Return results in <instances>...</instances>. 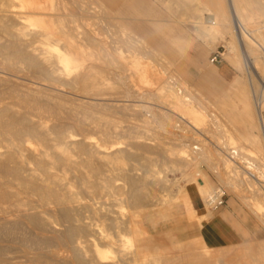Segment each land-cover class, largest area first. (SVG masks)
I'll list each match as a JSON object with an SVG mask.
<instances>
[{
    "label": "bare ground",
    "instance_id": "6f19581e",
    "mask_svg": "<svg viewBox=\"0 0 264 264\" xmlns=\"http://www.w3.org/2000/svg\"><path fill=\"white\" fill-rule=\"evenodd\" d=\"M110 1L114 5L125 2L124 7L127 9H134L135 2L137 6L140 2ZM141 1L142 4L151 3L149 0ZM159 1H167L168 5L175 6L176 9L174 6L169 7L178 18V21L172 20L175 25L178 26L180 22L190 24L198 34L191 39L176 35L177 46L182 51L187 50L190 44L192 47V43L200 36L213 40L219 28L229 30L237 39L249 73L259 118L258 128L264 142V74L260 75L259 72L262 89H258L254 81V68L258 71L257 63L260 59L264 65V30L251 26L253 19L264 15V2ZM107 2L110 5L111 2L107 0L106 4ZM104 3L105 0H0V264H157L162 256H154L152 260L141 259L145 254L139 249L138 240L147 231L142 228L141 217L146 224H153L158 211L145 214L144 211L170 203L174 197L164 193L169 187L161 174L152 169L159 161L154 164L153 158L146 154L157 147L161 152V162L172 160L180 166L194 168L198 167L199 161L213 160L214 154L204 147L203 149L201 146L204 145L196 137L192 139L201 146L185 143V139L189 138L186 127L195 133L198 131L196 134H204L193 121L201 120L203 112H210L203 103L204 100L202 101L203 96L191 91L185 79L172 72L171 60L159 57L158 48L164 47V43L153 45L152 36L150 38L144 34L150 29L147 20H152L151 24L161 29L164 23L161 24L160 20L154 18L157 15L151 17V12L147 13L150 11L149 7L145 5L147 11L145 8H142L144 11L139 10L138 7L134 11L132 21L137 23L139 30L129 27L128 19L116 27L113 26V15H110L111 7L109 10L107 6H103ZM93 4L102 9L103 17L98 15L100 11ZM68 5L71 15L68 13ZM75 15L87 21L81 30L70 20V16ZM91 19L92 22H89ZM93 19L106 21V24L99 25ZM184 33L185 30L181 29L180 34ZM105 36L111 42L110 47H106L102 41ZM175 38L172 39L173 42ZM122 45L128 53L135 52L121 55H126L124 58H135L128 59V63L137 70L140 85L143 84L147 89H157L155 92L151 89L142 92L140 90L143 89L138 87L137 92L138 89L134 91L131 85L126 84L125 98L135 96L136 92L139 97L150 94L158 98L162 108L159 110L162 112L152 118L157 121L161 130L181 141L178 143L181 148L190 149L193 153L190 157L182 153V149L170 152L165 147V138L153 145L149 137H144L136 140L141 146L132 141L127 147L126 144L123 145V141L117 140L122 135L118 130L106 133L108 146L101 141L104 138L94 136L99 132L104 135L100 131L103 123L101 124L98 116L104 108L100 97L102 86L99 89L100 79L94 75L99 70L97 60L101 59V54H105L110 65L116 59L112 52L119 53ZM138 55L151 58L154 65L150 60L143 62ZM121 79L125 80V76ZM121 79L119 82L122 83ZM156 83L160 85L156 86ZM115 100L113 101L116 103ZM150 104L144 103L140 105L141 109L135 108L139 112L141 110L154 114L155 110L153 109V113ZM137 109L132 111L137 112ZM212 125L219 128L217 121H213ZM131 128H135V125ZM225 141L219 143L218 149L230 156L233 146ZM237 149L238 158L225 157L223 166L230 167L236 179L248 177V180L262 181L260 177L263 178L264 174L259 171L261 166L257 163L258 160ZM152 151L151 153L154 152ZM239 158L245 166L238 164ZM251 169L256 170L257 174L250 172ZM221 171L216 172L218 177L222 175ZM198 175L199 177L191 179L197 186V197L202 201L204 196L213 194L209 203H220L223 193L220 194L201 171ZM259 204L264 208L263 202L259 201ZM254 213L258 217L261 215L258 211ZM206 215L211 217L212 211ZM203 225L201 219L199 226ZM127 246L130 247L129 250L126 249ZM242 258L238 261L236 259L237 262L233 264H253L255 261V258H252V262ZM201 261L202 258L198 257L196 262Z\"/></svg>",
    "mask_w": 264,
    "mask_h": 264
},
{
    "label": "rangeland",
    "instance_id": "374dc122",
    "mask_svg": "<svg viewBox=\"0 0 264 264\" xmlns=\"http://www.w3.org/2000/svg\"><path fill=\"white\" fill-rule=\"evenodd\" d=\"M106 1L107 0H105L103 6L104 7L107 6V8L111 7V10L109 8L110 15L114 16V17L112 16L114 22V24L113 23L112 24L113 26L116 27L121 26L122 22L128 19L127 21H130L128 26L134 30H139L137 23L132 20L136 10L139 9L144 11V9L142 8H145L146 6L149 7L148 10L150 11H148L147 13L151 12L149 13L151 17L157 15L154 18L160 20L161 24L164 23L162 26L163 28L162 29L158 28L156 25L151 24L152 20H147V23L150 24L149 27L150 29L144 32V34L149 37L152 36L153 40L152 39L151 40L153 45L164 43V47H159L162 51L158 48L159 57H162L166 61L171 60L170 69L172 70V72L177 77L179 76V78L185 79L186 85L187 87H189L191 91L197 93L198 95L200 94L201 96H203L202 97V101L204 100L203 103L208 107L210 112H212L211 115L210 112L208 113V111L205 113L203 112L201 118V120L203 121L201 120L196 121L193 119L194 123L204 134H201L200 132H199L200 134L199 133L196 134L198 131L195 133L192 130H190L191 128L186 127V129L189 130L187 131L188 132L187 135L189 136V138L185 139V143L187 144L194 143L195 145L201 146V144H197L198 142L194 141L192 137H196V139L200 140V142H202V144L204 145L201 147L202 148L204 147L205 150L207 151L210 150V152L214 154L212 161L210 162L209 161L205 162V160L199 161L198 167L196 168L190 166H180L175 162H172V160L171 162L170 160H168L169 162L168 161L161 162L159 160L161 158L160 156L161 152L155 146H154L155 148L153 147L154 149L152 148L154 152L150 150V153L146 154L147 156L153 158L152 162L154 164L155 161H159L155 164V166L152 167V169L157 174L159 175L161 174V178L163 177L162 179L166 181V184L168 185L169 189L167 188L166 185L167 189L165 190L166 192L164 191V193L165 194L167 193L168 196H173L174 199H171L170 203L144 211V214L150 211H158L156 220L153 224L147 222V225H145L146 222H144L143 218L141 217V223L143 224L141 225L142 228L146 230H148L149 228L148 239H147L148 249L161 248L162 252L145 254L141 259L146 258L148 260L149 259L152 260L154 256H158L160 258L162 256L161 261L157 264H191V263L192 264H205V263L233 264L237 262L239 258L241 259L243 256L244 258H242V260L249 262H252V260L255 258V261L252 262L253 264H257V263L259 264L262 261L264 262V247H263L264 208L261 207L259 204V201L264 203V187H263L264 176L263 178L260 177V180L262 181L248 180L249 179L248 177H247L248 179L243 177H237L238 179H236L233 174V170L230 167L223 166L224 164L222 163L225 157L229 158L230 156H228V154H225L224 152L218 149L219 143L222 144L226 140L225 142H227L229 146H233L234 148H239L243 153H247V154L249 153L256 160H258L257 163L261 166L259 171L262 172V175L264 174V142L262 139L261 130L260 128H258L259 118L252 94V89L249 82L250 81L249 73L245 68L246 66L243 59V52H241L240 47H238L237 39L235 40L231 32L229 33V30L219 28V31L215 33V38L213 40L210 39L209 37L207 38V36H200L199 38L196 39L195 42H193L194 44L192 43V47L190 46L191 45L190 44L187 47V50L182 51L180 47L177 46L178 44L176 43L177 41L175 38L176 35L177 37L182 36L184 37V39H191L193 37L195 38L198 34L195 31L194 27L190 26V24L185 25L184 23L177 22L178 23L177 26L173 23L174 22L172 21L173 19L178 21V18H176L175 14L169 10L170 9L169 7H172L174 5L172 4L168 5L167 1L163 3L159 0L156 1L149 0L152 4L148 3L147 5L145 3L142 4L141 3L142 1L140 0L138 6L135 5L136 2L133 5L134 9L133 8L127 9L126 7H124L125 2L124 3L120 2L114 5L115 3L113 4L112 1L108 0L109 2H111L109 5L108 2L106 4ZM261 1L264 2V0ZM112 4H113V8H112ZM92 6L94 8L96 7V10L100 11L98 15H100L101 17L104 16L102 9H99L100 7H98L95 4H93ZM68 7H69L68 10H70L69 5ZM173 8H175V6ZM68 10H66V12ZM145 11H147V9ZM68 13H70L71 15L72 13L71 10L68 11ZM116 13H118L119 15H117ZM167 15L169 16L167 17ZM112 19H110L111 22ZM70 20L72 21V24L78 26L80 30L87 22L85 18L83 19L79 15L70 16ZM94 21H97L99 25H102L103 23L102 26L106 24L105 23L106 21L102 22L99 19H93V22ZM253 21H255V23H252ZM89 22H92V19ZM164 25H166L167 28H165ZM216 25H214V27H218ZM232 26L233 25L231 24L230 29L233 28ZM251 26L254 28L261 27V30H264V15L253 19L251 21ZM191 27L193 28L191 29ZM111 29L114 28L112 27ZM181 29L185 30V33L183 35L180 34ZM160 35L162 36L160 37ZM123 36H125V34ZM174 38L175 40L173 42L172 39ZM102 41L106 47H110L111 42H109V39H107L106 36ZM121 53L126 55L127 54L131 55L132 53L135 54V52L128 53L126 47L122 45L119 53L112 52L113 56H115L117 61L115 59V61H113L112 63L110 62L109 63L110 65H108V59H106L107 56L105 54H101V59L99 58L97 60L99 70H97V72H95L94 75L98 78V80L100 79L99 80L100 82H102L100 83L98 81V87L102 86L101 87L102 89H100V87L99 89L101 93L100 97L102 98V102L104 103V108H103L104 112H102L103 109H101L98 116L101 124L102 123L104 124V126H102L103 125L102 124L100 128L101 129L100 131L103 132L104 135H102V133L99 132V134H95L94 136L97 137L100 136V138H104L101 139V141H103V143H105V145L108 146L109 144H108V139L106 138V133L112 130H118L119 132L122 133V135L118 137L117 140L123 141L124 142L123 145L126 144L127 147L130 146L129 144H132L134 141L138 139L140 140L144 139V137L145 138L149 137V141H151L152 144L154 143L153 145H156L155 143H157V141H159L161 138H165L164 140H166L165 142L167 144V145L165 144V147H167L170 152L173 153V152H177L178 149H182V151H184L182 153L189 155V157L193 155V153L190 151L188 147L186 148L184 147L185 148L184 149L183 147L181 148L180 144L178 145L179 142L181 143V141H179L178 138L176 139V137L168 135L159 128V126L157 125V121L153 119L154 115L157 114L159 115L162 112V111L160 112V110H162V108L160 107L161 103L157 101L159 99L155 98V96H152L150 94L144 95L143 97L137 96L138 94L137 92H139V88L143 89L140 90L142 92H145L146 90H149L151 88L147 89L146 86H144L143 84L140 85V82L137 79L138 78V73H136L137 70H135L134 65L132 66V64L130 65V63H128L130 59L133 60L135 58L134 57L124 58V56L126 55L122 56ZM218 53L221 55L222 61L217 64L211 63L210 59L215 54ZM137 57L143 62L147 60L148 61L150 60L149 62L152 61L151 58L146 59L143 58L141 55H138ZM102 58L104 61L102 60ZM261 60L262 59H260L259 63H257V67L259 66L258 71L257 69L254 68V75H255L254 81H256L255 83L258 89L259 88L262 89L260 75L261 73L264 74V65L262 64ZM151 64L154 65V63L152 62ZM121 65L123 68L121 67ZM124 67H126V69ZM123 69L124 71H122ZM107 70L109 72H107ZM212 70H216V72H218V75L215 72H213L214 73L212 75L213 77L212 76L210 77L209 73H211ZM110 71L112 74L110 73ZM112 71L117 72L118 74L117 73L114 74ZM204 74H207L209 78H212L211 79L212 81H208V82L204 81L203 79ZM122 76L123 77L125 76V80L123 81L121 79ZM163 76L165 77V75ZM116 77H118V79ZM120 79L122 83L119 82ZM124 81H126L127 83L125 82L124 84L123 83ZM210 82H213V84L210 85ZM126 84L131 85L132 90L134 91L138 89L136 90L137 92L135 96L125 98V94H126L125 91L127 89ZM157 85L159 86L160 84L156 83V86ZM156 86L154 85V87ZM152 89H151L152 92L157 91V89L155 88ZM111 97L113 100H115L116 98L115 100L116 103L118 102L120 105L117 103L116 106V103L113 100H111ZM103 99L105 101H103ZM107 100L110 102H108ZM118 100H120V102ZM105 102L107 103V105ZM112 102H114L115 104L114 103L112 104ZM144 103L145 104L151 103L150 105L151 107H153L151 108V110L153 113L155 110V113L150 114L149 112L146 113L141 110L139 112L138 109H141L140 105ZM108 104L109 106L113 105L114 107L111 106L113 109H111V107L109 108ZM135 107H137L138 109ZM247 107H249L251 111L249 108L247 109ZM105 108L111 109L112 111L111 110L109 111L108 109ZM133 109H137L138 113L135 110L132 111ZM263 115H264V111H263ZM246 117L248 118L246 119ZM174 121L175 120H172V122ZM213 121L218 122L219 128L212 125ZM150 122L152 123L150 124ZM132 125H135V128H131ZM177 133H182V132L177 131ZM164 134L168 135V137ZM173 143L177 144V146L179 147H177ZM139 145L140 144H138V146ZM151 151L153 153H151ZM219 151L223 154H221ZM237 162L239 165L245 166L241 158H239ZM158 163H161L162 166L157 165ZM167 163L170 168H168ZM215 169L219 171L222 170L220 172L222 175L218 177L217 173L219 171ZM189 171L191 175L188 174ZM197 171L198 173H200L201 171V174H204L207 177V179L213 183V187L217 191H219L220 194L224 193L222 198L223 203L221 205H215L209 203V199L213 194H210V196L209 194L204 196L202 201L197 197V191H196L197 186L195 182L192 181L193 178L199 177ZM250 172L253 173L255 172L257 174L256 170L254 169H251ZM114 177H118V175H114ZM233 177L235 178V180ZM232 182L234 184H229ZM175 198H177V200H175ZM210 211H212V216L208 217L206 214H209ZM256 211L260 212V214L263 216L261 215L260 217L256 216L255 215L256 213H254ZM218 216L222 217L224 224H229L231 229L226 227H222V228L226 229L227 231L233 234V240L219 241V242L211 241L210 244H207L200 235L201 227H199V222L202 219L205 226L213 223H217L223 226V223ZM130 226L133 225L130 224ZM208 238H210V236ZM177 242H181V245L178 246ZM129 248L130 247L127 246L126 249L129 250ZM203 253L204 255H202ZM198 257L199 259L202 258V261L204 259L205 260L203 262L202 261L196 262ZM256 259L258 262L256 261ZM131 264H137V263H131Z\"/></svg>",
    "mask_w": 264,
    "mask_h": 264
},
{
    "label": "crops",
    "instance_id": "0c3cea01",
    "mask_svg": "<svg viewBox=\"0 0 264 264\" xmlns=\"http://www.w3.org/2000/svg\"><path fill=\"white\" fill-rule=\"evenodd\" d=\"M213 72H215L218 75V72H216V70H212L211 73H209L210 77L214 74ZM213 77V76H212ZM216 77V76H214ZM203 79L204 81L208 82V81H212V78H209L207 74L203 75ZM213 84V82H210V85ZM222 223L223 226H221L220 224L217 223H213V224H209L206 225L205 224L203 226H199L201 227L200 230V235L202 237V239L207 243L210 244L211 241L213 242H219V241H230L233 240V234L229 231H227L226 229L222 228V227H226V228H230L229 224H224V221L222 219V217L218 216ZM156 218V216H155ZM147 225V224H146ZM231 229V228H230ZM148 233H149V228L147 230V234L143 237H141L138 240V247L139 249L144 253V254H150V253H158V252H162L161 248H156V249H148V245H147V239H148ZM210 236V238L207 237ZM177 245H181V242H177Z\"/></svg>",
    "mask_w": 264,
    "mask_h": 264
},
{
    "label": "built area",
    "instance_id": "2783aa9c",
    "mask_svg": "<svg viewBox=\"0 0 264 264\" xmlns=\"http://www.w3.org/2000/svg\"><path fill=\"white\" fill-rule=\"evenodd\" d=\"M222 61V58H221V55L218 53V54H215L211 59H210V62L213 63V64H217V63H220ZM238 149L237 148H231L230 150V156L232 159H237L239 154H238ZM223 195L224 193L222 194L221 196V202L217 205H221L223 203Z\"/></svg>",
    "mask_w": 264,
    "mask_h": 264
}]
</instances>
